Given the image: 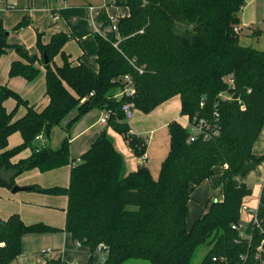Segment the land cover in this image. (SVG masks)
Masks as SVG:
<instances>
[{
	"label": "trees",
	"instance_id": "obj_1",
	"mask_svg": "<svg viewBox=\"0 0 264 264\" xmlns=\"http://www.w3.org/2000/svg\"><path fill=\"white\" fill-rule=\"evenodd\" d=\"M107 1L108 7H127L129 15L119 20L117 47L115 33L108 38L96 34L98 71L69 61L64 53L69 34L55 33L43 44L38 33L40 54H30L8 42L10 33L0 18V59L12 47L20 56L12 62L9 77L32 81L39 72L36 64H43L49 100L41 108L8 86H0V171L6 174L0 184L12 189L14 178L26 170L48 172L71 165L68 187L48 192L68 197L63 230L88 248L86 264H95L100 244L108 248L100 264L130 260L194 264L197 250L205 244L210 249L200 264H220L214 258L221 257L226 259L224 264H260L252 251L241 260L248 249L235 242L237 233L231 225L240 219L243 199L253 193L248 183L237 178L250 162L260 165L264 161V155L257 156L253 150L264 126V50L248 45L264 30L252 29L248 36L235 30L240 28L245 0ZM99 21L110 24L107 8ZM27 24L21 22L16 30ZM182 24L185 33L178 30ZM45 53L49 63H45ZM60 54L64 64L54 68L53 59ZM127 74L135 82L132 101L136 110L150 113L180 95L183 116L210 117L219 112V136L189 143L187 129L178 121L171 122L170 147L157 178L146 164L127 173L125 160L106 129L98 133L80 162L72 163L69 135L57 149L33 146L38 135L50 138L52 128L67 121L73 110L78 113L67 128L89 111L100 109L111 111L107 126L124 137L136 156L144 157L147 141L132 133L121 109L125 100L113 96L122 86L114 80ZM228 78L234 80V87ZM223 92H229L232 99L223 100ZM10 98L16 107L8 111L4 102ZM21 106L26 113L17 118ZM14 132L21 133L23 142L11 149L8 139ZM28 148L31 155L14 163L15 155ZM209 179L222 188L224 197L212 202L189 228L192 193ZM260 213L264 216V186ZM61 230L43 223L25 225L19 214L0 218V264H9L22 253L25 234ZM45 264L68 263L58 259Z\"/></svg>",
	"mask_w": 264,
	"mask_h": 264
},
{
	"label": "crops",
	"instance_id": "obj_2",
	"mask_svg": "<svg viewBox=\"0 0 264 264\" xmlns=\"http://www.w3.org/2000/svg\"><path fill=\"white\" fill-rule=\"evenodd\" d=\"M62 1L59 2V5H57L52 0H0V15H5V13H8V14L13 13V11H15L13 10L14 7H21L27 10V11L24 10L22 13L29 14L32 20L34 19L35 21L36 20L43 21L44 18H46L42 24L43 28L46 31L43 37L45 44H48L50 42L53 34L59 33V32H65L69 34L70 37H72L74 40H77L81 44L83 43L85 45L86 44L85 41H89L95 38L94 26L92 22L90 21L88 6L94 5L95 7L102 8L104 7L102 1H97V0H62ZM251 1L252 0H249V3ZM245 3H246V0H245ZM29 7H32V8H29ZM245 8L246 7L244 6L242 11H244ZM49 12H52L53 15L52 14L49 15ZM107 13L115 15L119 19H121L129 15V9L127 7L110 6L107 8ZM0 18H2V20L4 19L1 16ZM240 20H242L241 17H240ZM243 20L246 23V16L243 18ZM35 23H33V25L31 26H33L34 29L35 28L37 29V26L35 25ZM5 27L6 28L8 27L6 22H5ZM239 27H240L241 34L243 36H248V34L252 33V29H259L258 27L244 26L242 25V23H240ZM8 28L10 29L11 26H9ZM25 32H26L25 29H23V32H21L20 34L18 31L17 35L13 38V41H12L11 39L12 32L9 31L10 36L8 38V42L10 44H13V43L24 44V37H25L24 33ZM14 34L15 33H13V35ZM30 43L31 44L29 43L27 44L28 47L34 48L35 47L33 45L34 43L33 42H30ZM97 48L98 46L96 45V49ZM7 52L11 53L13 51L9 49ZM5 54L0 59V68H2V72L5 74L8 73L6 75L8 84H6L5 86H8L10 88V85H12L11 82L14 80L20 81V85H23L24 84L23 80H25L24 78L22 77L10 78L9 77V71H10L12 62L15 60H19L20 56L19 55L17 56L16 54L13 53L11 54L10 57L5 59ZM14 58L16 59L13 60ZM80 62H83V61L78 60L76 62H71V63L78 64ZM91 68L97 71V66L91 65ZM181 107H182L181 97L180 95H177L171 98L170 100L162 103L150 113H144L140 110H137L138 113L134 114V117L130 121H128V124L131 128L132 133L139 137L144 138L148 143L147 152L145 156L142 158L136 156L134 152L132 151V149L129 147L124 137L118 132L114 131L111 127H108L107 124H105V126H103L99 130V132L104 129L107 130L109 136L113 140L116 150L123 156L125 160L127 173L134 172L138 169L139 166L146 164L150 168L154 176V173L151 169L152 166L150 165V161H153L155 156L157 157L158 161L160 160V158L164 160V158L166 157L169 151V147H170V135H169V130H168L169 124L173 121H178L180 124L183 125V120H185L186 118V116L181 115ZM25 113H26V108L20 107L18 114H17V118L23 116ZM103 113L104 111H101V115H100L101 117ZM97 123H99V121H97ZM146 133H149V135L146 136L145 135ZM80 134L81 132L76 131L75 137H79ZM71 137H70V144L72 143L74 139ZM36 142L38 143L36 147L47 145L46 144L47 142L43 136L40 140ZM90 146L91 144H86L85 142L81 141L78 143L77 149H80L81 153L84 154L90 148ZM253 150L257 156L264 155V126L261 130L259 138L254 143ZM27 151H28V154L25 158L29 157L32 153L31 149H27ZM74 159L75 158H73L72 163L75 162ZM160 167H161V164H160ZM63 168L66 169L67 177L70 178L71 165L65 166ZM258 168H259V171H257L258 172L257 176L262 177L261 181H264V161ZM241 180L248 183L252 187V185L250 184V181H251L250 179H247L246 177L244 178L242 177ZM256 182H257L256 184H258L257 185L258 190L257 192H254L253 190L252 197H255L256 195H258L261 189V184L263 183V182H259V180ZM68 183L69 182L66 180V182L63 183V187H68L69 185ZM206 185L209 186L213 191L216 190L218 193H220L221 191L222 194L219 195L217 194V192L216 194H213L211 189H208V187H205ZM17 193L12 192V194H17ZM192 197H193L192 199H195V201H197V205L195 203H192L191 202L192 200L189 202V214L188 215L192 214L191 210L193 209L194 216L197 214L196 219H198L205 210L209 209V205L212 202L221 201L224 195H223L222 188L214 186V180L209 179L203 182L201 185L197 187V189L193 191ZM24 199L33 200V198L31 197H27ZM40 199L41 200H39V202L41 204L45 203L47 205H50L52 201L49 198L47 199L40 198ZM1 205L2 203L0 202V217L2 220H7L9 216L12 214H19L22 220V218L25 217V214L29 212H35L36 210H40V211L42 210L44 214L49 212L47 209L43 208L42 205L41 207H39L40 209H34L35 208L34 206H32L31 208V205H28V203L25 200L20 199V197H17V200L14 202L13 204L14 206H12L11 209L10 208L3 209ZM63 206H64V211L66 213V209L68 206L67 196H66V202H64ZM39 219L42 220V222L40 223H44L45 225L60 229V227L54 226L51 220H46L44 217L39 218ZM192 223L190 224L187 223L189 228L192 227ZM76 242L77 241L72 239L70 234L64 231L63 229L57 232L25 234L22 237V253L9 264H45L47 261L58 260V259H62L68 264H86L88 262V259H84V258L78 259L75 256V253L84 252L81 249H85V251L89 253V250L84 245L80 247L77 246ZM46 249L49 250V252L43 253V250H46ZM105 251H106L105 255L102 256L101 260L96 261L95 264L102 263V259L107 257L108 249H105ZM51 254L53 256H50Z\"/></svg>",
	"mask_w": 264,
	"mask_h": 264
},
{
	"label": "rangeland",
	"instance_id": "obj_3",
	"mask_svg": "<svg viewBox=\"0 0 264 264\" xmlns=\"http://www.w3.org/2000/svg\"><path fill=\"white\" fill-rule=\"evenodd\" d=\"M54 3L59 5V2L62 0H52ZM97 1H102L103 5H105V0H97ZM63 2V1H62ZM245 10L241 11L240 17H241V23L244 26H253V27H258L259 29L264 30V0H252L249 3V0H246L245 3ZM32 8V7H29ZM13 13H5V15H0L4 19V27H5V22L7 26H11L8 31H11V39L13 41V38L17 35V32L19 31V34L23 32V29L26 30L24 33V44H19V43H13L11 45L13 46H23L30 54H36L39 55L40 51L37 46L38 43V33H41V40L42 43H44L43 37L44 33L46 32L45 29L43 28V22L44 20H39L35 21L34 19L32 20L30 18V15L27 13H22L24 10L21 7H14L13 8ZM29 10V9H28ZM27 11V10H26ZM51 11V10H50ZM52 12H49V15H51ZM53 15V14H52ZM246 16V23L244 22L243 18ZM28 19V20H27ZM50 20V19H48ZM28 24L25 25L23 28L16 30V27L21 23L25 22ZM36 22V23H35ZM248 22V23H247ZM33 23L37 26V29L33 28ZM55 23V22H53ZM51 23V24H53ZM13 26V27H12ZM30 29V30H29ZM185 25H179L178 30L181 33H185ZM13 33H15L13 35ZM252 34V33H250ZM10 36V34H9ZM96 36V33L95 35ZM121 38L118 40L120 41ZM30 42H33L34 48H29L28 43L31 44ZM86 44L84 45L83 43L81 44L77 40H74L72 37L69 38L68 42L65 44L64 47V53L66 56L69 58L70 62H76L78 60H82L85 62L89 67L91 65L97 66V71H98V62H97V52L98 48L96 49V39L93 38L89 41H85ZM248 45L258 49V50H264V33H262L258 37H254ZM13 52H7L5 54V59L11 56V54H16L18 56V53L16 52L15 48L12 47L10 48ZM33 49V50H32ZM80 52V53H79ZM14 58L13 60H15ZM64 64V58L63 55H58L53 59V67H61ZM36 66L39 68V72L37 76L32 80V81H27L23 80L24 84L20 85V81H12L10 85V88H13L16 90V92L25 100H27L30 103H35L37 102L41 108H44L48 105V99L44 96L46 92V68L43 64L37 63ZM8 74V73H7ZM5 73L2 72V68H0V86H5L8 84V80L6 78ZM47 100V101H46ZM175 103V102H174ZM4 106L6 107L7 110H12L15 108L16 103L12 98L6 100L4 102ZM25 107V106H21ZM77 109L73 110L67 117V121H64L61 125L55 126L51 130L50 138H45L47 146H50L53 149H57L61 146L62 142L64 139L69 137L74 138L72 143L70 144L71 148V157L72 159L75 158V162H80L82 158V153L80 149H77L78 143L83 141L86 144H92L94 140L97 138L99 130L105 126V124L100 122V115H101V110L100 109H93L80 117L76 122L72 124L71 127L67 128L68 121H71L73 118L77 116ZM137 110L135 109V113L137 114ZM99 121V123H97ZM183 123H185V120H183ZM81 132L79 137H75V132ZM146 136L149 135V133L145 134ZM23 142V137L20 132H14L13 134L10 135L8 139V144L11 149L16 148L17 146H20ZM38 145L37 142L33 143V146L36 147ZM30 149V148H28ZM28 154L27 149L22 150L20 153L15 155L13 158V162L17 163L21 159L25 158ZM156 158V160H155ZM162 158L160 160H157V157H154L153 161H150V165L152 166L151 169L154 173V177L157 178L159 175V170H160V164L162 162ZM152 162V163H151ZM262 164V163H261ZM260 164V165H261ZM259 165V166H260ZM68 166V165H67ZM70 166V165H69ZM258 166V167H259ZM65 167V166H64ZM256 168L255 170L249 172L246 176L247 179H250V184L252 185V188L254 192H257L258 188L256 184L259 180V182H264L261 181L262 177H258L257 171H259V168ZM70 182V178L67 177L66 174V169L61 167L58 168V170L55 169V171H48V172H41L38 168H32L29 170H26L19 175H17L14 178V185L19 186V187H36L38 189H30V190H25L21 191L17 194H12L11 188L6 185V184H0V202L2 203V208L3 209H11L12 206H14V202L17 200V197H20V199L25 200L28 205L34 206V209H40L39 207H42L47 209L49 212L48 213H43L41 210H36L35 212H29L25 214V217L22 218V221L25 225H33V224H38L42 222L39 218L44 217L46 220H51L54 226L60 227V229H64L65 223H66V213L64 211V202H66V195H61V194H54L51 192H48L49 189L54 188V187H63V183ZM69 184V183H68ZM208 189H211L209 186ZM197 189V188H196ZM212 190V189H211ZM210 191V190H209ZM216 190L213 191V194H216ZM217 194L221 195L222 192L220 193L217 192ZM27 197L33 198V200L29 199H24ZM40 198L44 199H51V204L47 205L45 203H40L39 200ZM249 202L253 203L254 197L248 199ZM192 203H195L197 205V201L195 199H192ZM193 205V204H192ZM37 207V208H36ZM20 210V209H19ZM190 215H188L187 218V223H192L196 222L197 214L194 216L193 209L191 210ZM41 216V217H40ZM21 217V216H20ZM1 218V217H0ZM192 223V225L194 224ZM44 224V223H43ZM49 224V223H48ZM210 246L205 244L199 247L197 250V253L194 258V264H200L202 260L204 259L205 255L209 251ZM84 252L80 253H75V256L78 259H88L90 258L89 253L85 251V249H81ZM106 251L105 250H98L94 253V262L101 260L102 256L105 255ZM66 255V254H65ZM50 256H53L52 254ZM123 264H150L147 261L143 260H130L128 262H125Z\"/></svg>",
	"mask_w": 264,
	"mask_h": 264
},
{
	"label": "built area",
	"instance_id": "obj_4",
	"mask_svg": "<svg viewBox=\"0 0 264 264\" xmlns=\"http://www.w3.org/2000/svg\"><path fill=\"white\" fill-rule=\"evenodd\" d=\"M107 3L108 1L105 0V5L102 8L95 7L94 5L88 6L90 21L94 26V31L96 34L108 38L110 34L115 33L117 40H119L120 36L118 34V23L120 19L117 16L108 14V20L110 23L109 25H105L102 21H99V17L103 11V8H108ZM235 30L239 31L240 28H235ZM118 42L119 41H116L114 43L116 47L118 46ZM131 63L139 70L140 73H143V68L138 67L135 64V60L131 61ZM114 81L116 83H121L122 86L113 96L118 100H125L121 106V109L125 115V119L130 121L134 117L135 113V104L132 101V99L136 96L137 91L135 82L128 74ZM228 84L230 87H234V80L232 78H228ZM220 96L223 100L232 99V96L229 94V92H223L220 94ZM204 106L205 104L202 103L201 107L203 108ZM110 115V110L104 111L100 122L107 124ZM183 126L188 131L187 141L189 143L196 142L198 140L208 141L219 136L220 134V114L216 110L210 117L186 116ZM41 138L42 135H38L36 137V141L40 140ZM41 147H44V145ZM237 179L241 180V177H238ZM263 186L264 182L261 184L260 192L254 197L253 203L248 201V199L253 196V193L243 199L240 208V219L231 225L232 229L237 233L235 242L237 244H242L248 249L247 253L241 255V260L245 261L248 257L249 251H252L256 255V259L259 260L260 264H264V216H262L260 213ZM76 244L79 247L82 246L80 241H77ZM105 249H108L107 246L105 244H100L97 248V251ZM46 252H49V250H43V253ZM104 260L105 258L102 259V262ZM214 261H219L220 264H224L226 259L222 257L214 258Z\"/></svg>",
	"mask_w": 264,
	"mask_h": 264
},
{
	"label": "water",
	"instance_id": "obj_5",
	"mask_svg": "<svg viewBox=\"0 0 264 264\" xmlns=\"http://www.w3.org/2000/svg\"><path fill=\"white\" fill-rule=\"evenodd\" d=\"M44 58H45V63H49V58H48V56H47L46 53L44 54ZM257 166H258V165H257V162H256V161H252V162H250L249 164H247V165L243 168V170L241 171V177H243V178L246 177L247 174H248L249 172L255 170V169L257 168ZM5 176H6V174L0 171V179L5 178ZM23 190H27V188H26V187H19V186H14V187L12 188V192H13V193H17V192H20V191H23Z\"/></svg>",
	"mask_w": 264,
	"mask_h": 264
}]
</instances>
